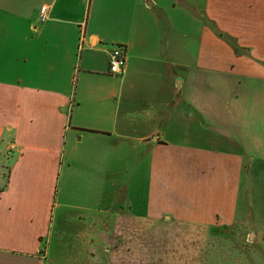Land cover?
Segmentation results:
<instances>
[{
    "label": "crops",
    "instance_id": "1",
    "mask_svg": "<svg viewBox=\"0 0 264 264\" xmlns=\"http://www.w3.org/2000/svg\"><path fill=\"white\" fill-rule=\"evenodd\" d=\"M107 45L123 49L120 76L107 73ZM89 76L114 89L96 98L108 112L80 119ZM134 133L150 152L140 214L109 198L119 140ZM6 154L0 264H58L48 236L55 219L68 225L64 209L87 233L101 232V211L109 234L169 233L175 246L131 257L120 243L60 264H208L218 229L252 237L224 264H264V0H0V163Z\"/></svg>",
    "mask_w": 264,
    "mask_h": 264
},
{
    "label": "rangeland",
    "instance_id": "2",
    "mask_svg": "<svg viewBox=\"0 0 264 264\" xmlns=\"http://www.w3.org/2000/svg\"><path fill=\"white\" fill-rule=\"evenodd\" d=\"M109 48L114 47L107 45ZM107 47V48H108ZM79 53L85 55L84 49L78 50ZM92 59L95 61L96 65H101L102 55L96 53L93 55ZM80 70V69H79ZM75 77V76H74ZM87 82H90L81 90V79L78 80L79 91H82L87 97L84 100V109L81 112L80 119H87L88 117L96 116V113L101 114L106 113L109 110V104L103 103L101 98L96 99L97 96L102 95L112 90V82L108 83L100 78H95L89 76ZM114 89V88H113ZM96 99V100H95ZM112 100L115 97L111 98ZM93 108V109H92ZM98 108L100 110H98ZM184 110V108H182ZM186 116L184 117V123L189 119L190 113L186 111ZM139 134L134 133L130 135L127 139L119 140L122 146L126 147V151L121 153L119 151L115 152V170H113L115 184L113 188L109 191L110 200L116 199V208L125 209L133 214H140L144 211L148 191V180H149V169L146 167V162L150 161V152L146 151L144 139H138ZM176 142H187V138L182 139H171ZM117 141V140H116ZM118 142V141H117ZM8 158L7 154L4 157V161L0 163L1 176L4 177L5 172L8 168ZM75 188V187H73ZM78 191L75 189L73 191V197H76ZM125 199L126 204L123 203ZM105 200V199H103ZM75 204V202H72ZM125 204V205H124ZM255 204V203H254ZM254 204L252 209L254 208ZM258 205L264 207V203L260 201ZM105 204L103 202L100 204V210L105 209ZM58 212V211H57ZM64 216L68 218L65 220L68 225L65 228L58 225V220H54V229L49 239L53 245V253L57 258L58 264H60L65 258H90L93 256L106 257L108 256L107 248L114 244L127 243L126 248L129 249L131 257H157L166 256L165 249L172 248L174 245L171 242L166 241L168 237L172 235L169 233H152L147 234V237L143 238L140 234H109L108 233V223L103 212L100 211V215L96 212L94 214V221L100 222L101 232L99 234L87 233L86 229L83 230L82 225L74 226L72 223L73 217L76 213L72 210L61 211ZM62 217V216H61ZM57 218V217H56ZM139 223L137 222V225ZM81 228V229H80ZM66 229V230H65ZM74 230H78L74 232ZM225 231L220 229L217 230L215 234H211L207 239V249L205 252V257L209 259L208 264H224L227 258H241L249 248V243L252 241V237L247 238L244 236L241 240L234 238H227ZM141 237V238H140ZM240 241V242H238ZM260 241L264 242V235H262ZM90 244V246H87ZM61 245L64 249H61ZM92 246V247H91ZM120 248L123 247L119 246ZM163 254V255H162ZM53 256V257H55ZM62 264V263H61Z\"/></svg>",
    "mask_w": 264,
    "mask_h": 264
},
{
    "label": "built area",
    "instance_id": "3",
    "mask_svg": "<svg viewBox=\"0 0 264 264\" xmlns=\"http://www.w3.org/2000/svg\"><path fill=\"white\" fill-rule=\"evenodd\" d=\"M48 6L42 5L38 9V20L47 18ZM124 66V52L119 46L112 47L107 53V73L111 76H120Z\"/></svg>",
    "mask_w": 264,
    "mask_h": 264
}]
</instances>
